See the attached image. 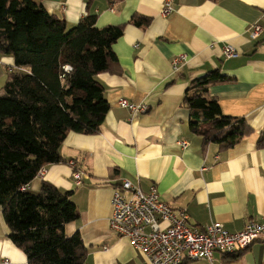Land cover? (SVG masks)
<instances>
[{"label":"crops","instance_id":"0c3cea01","mask_svg":"<svg viewBox=\"0 0 264 264\" xmlns=\"http://www.w3.org/2000/svg\"><path fill=\"white\" fill-rule=\"evenodd\" d=\"M36 1L70 27L90 3ZM172 2V12L164 16L165 0L91 1L89 12L97 14L98 27L124 25L113 44L117 71L98 75L109 111L98 133L69 132L60 148L65 161L47 165L28 185L37 193L49 181L72 192L79 217L65 231L80 233L88 248L85 264H145V256L110 225L114 189L125 179L144 191L156 185L163 201L187 211L193 227L221 222L237 232L250 220L264 221V148L256 145L264 131V0ZM135 14L149 17L150 23L134 24ZM254 24L262 26L256 39L251 37ZM227 45L239 55L226 56ZM183 54L186 61L174 69L173 58ZM13 66V57L0 51V88ZM213 69L228 77L210 88L222 111L245 117L253 129L229 148L206 144L193 133L183 103L192 80ZM123 98L149 109L134 112L120 104ZM70 161L83 174L80 185ZM9 232L0 207V264H26V253ZM183 264H264V239L236 253L216 251L213 260L185 259Z\"/></svg>","mask_w":264,"mask_h":264},{"label":"trees","instance_id":"16d2710c","mask_svg":"<svg viewBox=\"0 0 264 264\" xmlns=\"http://www.w3.org/2000/svg\"><path fill=\"white\" fill-rule=\"evenodd\" d=\"M90 3L70 27L36 0H0V51L14 59L0 88V207L26 264H85L88 256L80 233L65 231L79 217L72 192L49 181L37 193L28 185L47 165L65 161L60 148L69 132L98 133L109 111L98 75L117 71L113 44L124 25L98 27ZM150 20L131 19L138 26ZM227 79L210 70L192 80L183 98L190 130L222 148L253 132L245 117L224 114L210 92ZM256 145L264 148V131Z\"/></svg>","mask_w":264,"mask_h":264},{"label":"built area","instance_id":"2783aa9c","mask_svg":"<svg viewBox=\"0 0 264 264\" xmlns=\"http://www.w3.org/2000/svg\"><path fill=\"white\" fill-rule=\"evenodd\" d=\"M172 1L165 0L164 16L172 12ZM261 30L260 24H254L251 37L258 38ZM224 50L228 57L239 55L232 45H227ZM185 61L186 55L175 56L174 69L177 70ZM120 104L134 112H146L149 109L144 103L131 102L125 98L120 100ZM187 144V141H182L183 146ZM70 163L74 167L76 183L82 184V172L75 169L74 161ZM45 170L43 168L39 175ZM111 207V228L145 256V264H183L185 259L213 260L216 251L232 254L264 239V221L250 220L237 232H230L221 222H214L205 228L190 226L187 211L176 210L163 201L156 185L144 191L128 179L114 189Z\"/></svg>","mask_w":264,"mask_h":264}]
</instances>
